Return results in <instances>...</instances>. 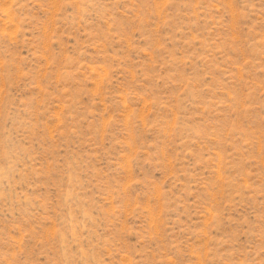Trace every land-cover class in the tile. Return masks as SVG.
Listing matches in <instances>:
<instances>
[{
    "label": "rangeland",
    "instance_id": "obj_1",
    "mask_svg": "<svg viewBox=\"0 0 264 264\" xmlns=\"http://www.w3.org/2000/svg\"><path fill=\"white\" fill-rule=\"evenodd\" d=\"M0 264H264V0H0Z\"/></svg>",
    "mask_w": 264,
    "mask_h": 264
}]
</instances>
